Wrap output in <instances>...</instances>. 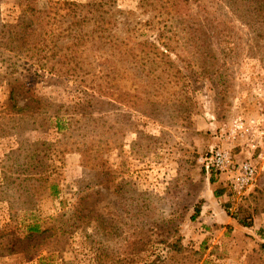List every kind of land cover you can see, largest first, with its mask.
I'll use <instances>...</instances> for the list:
<instances>
[{
  "label": "rangeland",
  "instance_id": "1",
  "mask_svg": "<svg viewBox=\"0 0 264 264\" xmlns=\"http://www.w3.org/2000/svg\"><path fill=\"white\" fill-rule=\"evenodd\" d=\"M19 1L0 0V29H14ZM35 1L40 9L59 10L66 1L88 2ZM188 3L191 15L181 17L199 21L189 34L206 46L194 47L173 13L159 11L156 1L114 0L116 31L134 49L107 61L115 65L108 64L111 88L94 109L82 105L85 87L78 79L38 67L27 50L17 56L18 40L7 53L10 45L0 39V74L7 73L0 75V243L7 244L0 246V264H94L86 233L100 240L95 234L108 231L112 246L125 255L130 242L156 224L178 226L186 248L167 256L168 264H264V40L256 38L261 22H248L256 14L243 2L239 10L238 0ZM163 18L170 24L163 33L164 40L170 38V57L182 71L197 74L185 92L175 84L148 95L144 48L137 42L158 38ZM215 19L219 37L211 29ZM132 26L142 28L127 37ZM11 56L17 64L6 70L2 60ZM81 57L93 59L88 47ZM9 83L23 89L20 104L29 94L47 111L7 113ZM218 149L228 153L224 169L211 156ZM24 151H36L40 160L28 205L14 199L15 190L8 196L4 183L24 168ZM50 182L58 184V196L50 195ZM83 194L89 195L86 205L95 203L91 224L69 227L67 217L76 215L74 203ZM34 221L45 231L40 238L21 241L13 235ZM156 247L133 264H151L159 253L163 259L164 247Z\"/></svg>",
  "mask_w": 264,
  "mask_h": 264
},
{
  "label": "trees",
  "instance_id": "2",
  "mask_svg": "<svg viewBox=\"0 0 264 264\" xmlns=\"http://www.w3.org/2000/svg\"><path fill=\"white\" fill-rule=\"evenodd\" d=\"M154 1L158 4L159 11L163 9L168 14L173 13L171 16L177 20L178 25L182 27L186 34L192 33L196 30V27L200 26L195 24V22L199 21L194 16H189L188 21L181 17L183 14L187 15L189 13L191 15V6L188 0H184L183 3H181V0ZM242 2L243 5L248 6L251 12L253 11L256 14L254 18L249 17L248 22L256 19L261 22L260 28L263 30L259 31L260 34L256 35V38L258 41L259 39L264 40V0H238V8ZM19 3L21 12L18 17V23L13 27L14 29H0V39L4 40L5 38L8 41L7 45H10L7 53L11 54V43L18 40L19 44L16 47L21 52L17 56L24 52L23 50H27L30 52V59L34 58V63L38 67L47 69L60 76L78 79L79 83L85 87L81 90L82 105L85 104L84 107L88 106L90 109H94L95 104L105 103L107 100L106 94L111 88V71L115 68V65L107 61L111 60L112 55L117 52L125 55L134 49V46L130 47V45L121 40L118 33L120 31H116L118 26L115 20L112 21L113 15L110 12L114 0H88V2L84 3L66 1L60 10L40 9L35 0H20ZM245 12L248 13V11ZM176 14L178 16H175ZM238 15L245 18L241 16L242 12H238ZM180 18L183 24L179 22ZM215 21L219 24V20H213L211 29L215 33L214 37H219L220 33L216 29L217 24H214ZM161 22L162 30L158 38L153 40L147 38L137 42L144 48L142 50L144 54L142 59L145 65L143 66H145L147 75H149L144 91L148 95L157 94L161 88L164 90L169 85L173 88L175 84H179V88L178 90H173V92H176V90L177 92H180V90L185 92V90L190 89V79H192L194 74H197L196 69H194L193 73L187 69L182 71L179 63L170 57L172 49L169 44L170 38L164 40L165 37L163 36V33L170 28V24L168 18L161 19ZM141 28L142 26L138 30L133 28V26L127 28L126 36H131V32L134 33L135 30L138 32ZM187 38L190 43L193 41L192 35L189 34ZM62 40H65V42L62 43ZM188 41L186 39V42ZM194 44V47L206 46L204 42L199 44L198 39L195 40ZM184 45L187 46V44ZM86 47L89 48L93 55V59L88 62L81 57V53L86 54ZM159 56L160 59L158 60ZM12 57H6L2 60L7 65L6 70L9 66L13 67L14 64H17L14 58L11 59ZM94 57L99 59L96 65H93ZM163 72H167V76H163ZM5 74L7 75V73ZM5 74L0 75L4 76ZM28 91V89L25 91L26 95ZM21 92H23L21 87L18 86L17 88V86H12V83H9L7 113L11 112L16 116H20L27 110L33 112L32 109L35 112L40 111V113L47 111L46 106L41 104L42 101L38 97H32L29 94L26 96V102L20 104L17 95ZM56 119L59 120L58 115H56ZM44 143L48 142L44 141ZM21 151L22 149L20 148ZM24 153H26L23 162L24 168L17 173V176H14L12 181L5 180L4 183L6 194L11 190H15L16 192L13 194L16 195L12 194L14 199L28 205L31 198L35 195V186L32 180L33 173L38 172L40 168V160L36 151H33L32 154L27 153V151H24ZM52 166L49 164L46 170L52 168ZM211 180L213 181V178ZM48 187L51 196H58L59 187L57 183L50 182ZM25 191L26 194L24 193ZM217 194L219 193L217 192ZM8 196L10 195L8 194ZM88 196V194H83L74 203L75 208L72 212L76 213V215L71 214L70 217H67L69 227L79 228L91 224L90 218L93 211H95V203L86 205L85 199ZM18 205L24 206L22 204ZM14 208H17V206L14 205ZM198 211L199 209L197 208L196 213ZM106 229H111V226L106 224ZM42 232L45 231L41 229L40 223L34 221L29 223L21 233L13 235L21 236V241L24 239L30 241L31 238H33L32 240L40 238ZM141 233L143 236H137L127 246L126 251L128 252L125 255H120L119 251L112 246L108 231L102 235L98 232L95 234L102 236L100 240L94 238L93 233H86L85 243L87 245L85 246L88 247L94 264H133L136 261L135 259H138V256H141L144 251L152 249V247L157 248L156 246L158 248L160 246L164 247L162 251L164 258L162 259L160 257L162 253H159L157 260H154L151 264H161L162 262L168 264L167 256L182 255L186 251V248L180 242L181 237L178 235V226L175 224L172 226L165 224L152 225L147 228V231L142 230ZM45 237L43 236V238ZM0 246H7V244L0 243ZM23 246L26 245L23 244ZM26 247L28 248H24V251L27 254L31 253V246Z\"/></svg>",
  "mask_w": 264,
  "mask_h": 264
},
{
  "label": "built area",
  "instance_id": "3",
  "mask_svg": "<svg viewBox=\"0 0 264 264\" xmlns=\"http://www.w3.org/2000/svg\"><path fill=\"white\" fill-rule=\"evenodd\" d=\"M211 156L213 157L214 163L217 168L224 169L228 166L229 157H228V153L225 152L224 150L222 149H218L214 151L212 150ZM245 168L248 173L252 172L249 166H246Z\"/></svg>",
  "mask_w": 264,
  "mask_h": 264
}]
</instances>
